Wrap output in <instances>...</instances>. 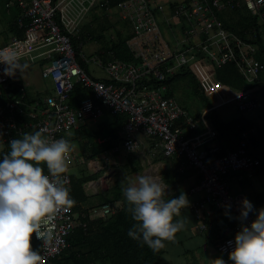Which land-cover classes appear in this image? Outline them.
I'll return each mask as SVG.
<instances>
[{
    "label": "built area",
    "instance_id": "obj_1",
    "mask_svg": "<svg viewBox=\"0 0 264 264\" xmlns=\"http://www.w3.org/2000/svg\"><path fill=\"white\" fill-rule=\"evenodd\" d=\"M234 3H243L264 24V0L118 1L111 7L119 9L121 17L131 23L132 33L125 45L136 60L132 61L102 59L82 51L77 54L74 49L72 35L81 29L82 21L94 9L109 10L110 0H7V7L17 5L21 9L17 23L24 31L22 36L12 35L0 45V55L16 58V66L8 74L5 69L9 66L0 62V92L4 99L0 106V145L6 148L10 140L41 129L49 140H68L71 151L66 157L67 170L61 175L66 186L73 162H81L91 173L103 171L108 175L114 152L139 156L146 139H152L151 152L162 149L164 155L177 159L180 173L191 170L198 174L188 193L197 195L189 207L199 230L207 228L206 220L213 209L219 214L230 213L216 241L217 251L228 255L241 229L239 209L247 197L243 192L232 193L225 175L246 171L251 176L259 158L249 154L246 147L254 134L253 127L240 132L233 148L214 155L217 145L210 143L216 129L210 117L231 102L240 116L256 109L262 97L259 75L264 68L255 57L257 46L227 31L217 16L218 11ZM81 60L100 70L105 79L91 76ZM36 63L40 78L49 85L33 95L25 91L22 77L25 68ZM227 63L234 64L243 77V86L234 87L216 76V69ZM182 71L196 79L210 101L196 118L167 93L165 81ZM75 83L92 94L72 105L69 99ZM27 94L31 96L29 101ZM105 111L126 114L117 132L118 144L99 156H85L78 161L68 133L83 122L96 121ZM45 174H49L48 170ZM100 178L90 180L88 185L98 183ZM111 207L108 202L80 211L61 207L51 223L41 225L40 231L50 235L38 239L34 234L40 243L37 251L42 264H54V257L69 245L68 234L76 225H85L80 218L110 215L114 211ZM254 219L255 213H249L243 224L250 226Z\"/></svg>",
    "mask_w": 264,
    "mask_h": 264
},
{
    "label": "clouds",
    "instance_id": "obj_2",
    "mask_svg": "<svg viewBox=\"0 0 264 264\" xmlns=\"http://www.w3.org/2000/svg\"><path fill=\"white\" fill-rule=\"evenodd\" d=\"M0 62L9 66L6 74L16 66L14 55H0ZM8 145L9 151L0 159V264H42L41 254L32 247L33 234L38 239L50 235L40 231L41 225L51 223L61 207L71 208L75 204L70 189L61 180L71 145L63 138H45L43 129L14 138ZM167 193L164 181L149 174L139 176L122 189L135 221L127 234L153 252L165 248V242H174L176 234L186 230L190 223L186 216H181L189 206L187 195L181 193L165 199ZM241 205V229L235 234L228 258L233 264H264V208L254 209L247 198ZM249 213H255V219L245 226L243 221ZM225 214L231 218L229 212ZM212 264L226 261L218 257Z\"/></svg>",
    "mask_w": 264,
    "mask_h": 264
},
{
    "label": "trees",
    "instance_id": "obj_3",
    "mask_svg": "<svg viewBox=\"0 0 264 264\" xmlns=\"http://www.w3.org/2000/svg\"><path fill=\"white\" fill-rule=\"evenodd\" d=\"M118 1L120 0H110V7L116 4ZM13 6L15 7L12 9V16L8 23V30L10 31L11 35L22 36L24 27L19 26L17 23V19L21 14V9L17 5ZM7 9L8 11L11 10L10 7H7ZM102 13H105L104 9H94L90 14L87 15L85 20H88L89 16L96 18L97 14ZM218 13L221 14V16L219 14L218 15L221 17L220 20L222 22V26L227 31H230L243 40L251 42L257 46L255 57L264 65V39L262 38V33L259 29L260 27H264V24L260 21V19L256 15L252 14L243 3L239 5L234 3L232 6H227L226 9L218 11ZM131 33L132 28L130 25L129 32L125 36L122 35L120 31H116L114 35H109V37L106 38V34L101 28V30L93 33L90 36L92 38H90L87 36V33L84 30L79 29L76 33V36L72 35V41L77 54L79 51H82L81 49L84 41L91 39L93 42H102L100 47L93 51V54L99 55L102 59L114 57L133 61L135 58H133L132 54L125 45V39L128 38ZM81 64L91 76L96 78L99 77L89 70V65L87 63H84L81 60ZM215 74L221 81L234 87L243 86V77L237 72L234 64L232 63H227L222 67L217 68ZM183 77H189L190 80L194 82L195 92L204 100V106L208 105L210 101L204 96L196 79L187 71L177 72L174 74V76L165 81L167 93L169 95H173L172 81L175 79H182ZM99 78L105 79L104 77ZM259 82L264 84V68L259 75ZM24 87L26 92L28 91V93L33 95L36 94L32 93L27 85ZM91 94L92 93L88 88L83 87L80 83H75L70 94L69 103L72 105H77L82 97ZM26 99L27 101L31 100V96L27 94ZM3 102L4 99L2 97V93L0 92V106H2ZM181 106L182 108L189 111L186 106ZM104 115L105 116L103 117V120L98 123L94 131L86 132L89 138V144L93 150V153L87 155V157H93L99 150L112 147V145L117 143L119 140L117 132L125 121L126 114H112L109 111H105ZM193 115L196 118L198 116V112L194 113ZM216 115L217 112L215 113V122L214 124L212 123L216 129V135L213 138V141L219 140L220 143V140L223 138L227 139V141L232 140L231 143H233L228 148H225L224 145L218 144L214 155H220L235 146L240 132L243 129L248 128L250 124L244 120V116L239 115L226 122H223L220 121ZM211 119L212 118L210 117V121L213 122L214 120ZM86 124L87 123H84V125L80 126L81 131L85 130ZM97 136L104 137L105 140L101 143H97ZM68 137L69 139H72V137L76 138L77 135H69ZM253 137L254 135L249 138L248 144L246 145L249 154L252 153V150H250V143L253 141ZM146 140L152 148L153 140ZM8 146L9 145H7L6 148ZM152 152L149 150V155L156 154V150ZM5 153L6 151L0 152V159H2ZM158 154L162 155L163 157L166 156L163 154L162 149H160ZM256 156L259 158V164L255 166V170L260 168V165H264V160H262L264 156L261 158L258 155ZM166 157L171 158L175 162L176 171L175 169L170 170L168 168V170L162 176V180L168 186V196L166 195L165 199H168L169 197H178L181 193L186 194L185 190L180 188V182L189 174L190 170L180 173L177 170V159L173 156ZM43 167L45 172H47L46 165H43ZM72 168L73 166L70 165L68 169L70 174L69 195L70 198L75 200V203H80L84 201L86 197L83 183L85 185V183H88L90 180L95 178L97 174H90L85 170L88 175L76 177L73 176L71 170ZM244 173L247 174L246 171ZM114 174L116 179L111 184L110 191L106 192L105 199L100 203H110L112 206L111 208L114 209V211L107 216H97L93 218L85 216L80 218L81 221H84L85 225H76L75 228L68 234L67 240L69 245L60 254L54 257V264H156L160 261L161 253L163 252L164 248L158 252H153L147 245L141 246L140 242H137L128 236V230L132 224L135 223V221L132 219V215L128 211L129 205L122 194V189L129 185L126 178L127 172L124 170H117L113 173V175ZM68 186L69 184L66 185V187ZM100 204L97 203L96 205L98 206ZM86 209L87 208H80L79 211ZM31 243L34 250L39 249L40 243L35 239L34 234ZM166 243L167 242H165V244Z\"/></svg>",
    "mask_w": 264,
    "mask_h": 264
},
{
    "label": "crops",
    "instance_id": "obj_4",
    "mask_svg": "<svg viewBox=\"0 0 264 264\" xmlns=\"http://www.w3.org/2000/svg\"><path fill=\"white\" fill-rule=\"evenodd\" d=\"M5 8L7 13L6 15L5 14L4 15L7 19V22L9 23L10 18L12 16V9L14 8H11L10 6L11 10L9 11L6 5ZM218 14H217L218 17L219 15L221 16V14L219 15ZM220 18L221 17H219V19ZM259 29L262 33L261 34L262 38L264 39V27H260ZM38 64L39 63H36L33 66H35L39 70ZM89 70L92 71L93 74H95L96 76L104 77V74L100 70L95 69L94 67H89ZM29 74L25 75L23 73L22 79L23 81H25V85L28 84L27 80ZM259 84L262 91V97L260 98L257 108L254 109L252 112L246 114L244 116V120L246 122H249L248 123L250 124L249 127H253L255 129L253 134L254 135L253 141L250 143V150H252V153L258 155L261 158L262 156H264V84L261 83ZM30 85H31L30 90L32 93L38 91L35 89L34 83L32 81H30ZM48 85L49 83L46 80L45 87ZM104 116L105 115H102L96 121L83 122L81 125L87 123L84 131L83 130L81 131L80 128L81 125H79L76 129L68 133V136L69 135L74 136V134L77 135L76 138L75 137H72V139L70 138V141L72 146L76 149L77 152L76 154L79 157L78 161H80V158L83 159L85 156L93 153L86 132L94 131L98 123L103 120ZM216 116L218 117V114ZM211 118L214 120L215 117H211ZM220 121L226 122L225 120H220ZM214 122L215 120L212 123L214 124ZM27 133H32V132H27ZM20 137H22V135ZM98 138L99 136L96 137L97 143H101L102 141H100ZM231 141L232 140L227 141V139L222 138L220 140V143L219 140H214L210 144L211 145L221 144L224 145L225 148H228L230 147V145L233 144L231 143ZM118 142L115 144H118ZM150 147L151 146L146 140L145 147L143 148L142 153H140L139 156H136L134 154H126L123 151L114 152L112 154V158H113V161L111 163L112 169L110 170V173L108 175H103V171H99L97 173H91L85 168V165H83L81 162H73L71 164V166H73V168L71 169L73 176L76 177L86 176L88 175L85 172L86 170L90 174H97V176L92 179V182L97 180L99 177H101L98 183H92L90 186L88 185V183H85V185L83 183L86 194L85 200L80 203H75L72 206L73 209L78 210L80 208L91 207L92 205H96L97 203L100 204L105 199L106 192L110 191L111 184L116 179L115 174L113 175V173L117 170L118 171L124 170L125 172H127L126 178H127V183L129 184L136 182L139 176L145 175L146 171L143 167L145 162H148V165L152 167L151 174H155V175L160 174L161 179L163 174L168 170V168L170 170L175 169L176 171L175 162L171 158H168L166 156L163 157L162 155L158 154L160 152V149L156 150V154H154L155 156L149 155ZM104 150L106 149L99 150L97 153H95V156H99L100 153L103 152ZM3 151H6L7 153L9 151V146L7 148H3L2 145H0V152ZM147 155H149V157H147ZM262 160H264V157L262 158ZM263 166L264 165L262 166L260 165V168L256 169L251 176H248L246 173L242 171L231 172L225 175V180L228 182L230 186V191L232 193H236V192L245 193L246 197L253 204L254 209L256 210H259L260 208H264ZM197 180H198L197 174H195L194 171L190 170L189 174L185 178H183V180L180 182V188L185 190L187 198L189 200V204L192 200H194L197 197V195H191L190 193H188V187ZM68 188H70V183ZM181 216L182 217L186 216L190 220L187 229L177 233L174 242L166 243V246L163 252L161 253V259L156 264H197L196 260L197 258H200L202 254H204L207 257V261L203 262L201 260L200 264H206L207 262H211L212 260L218 257L223 258L226 261V264H233V262L229 260L228 255L222 254L218 252L216 249V241L221 236L220 229L221 227L224 226V224L228 223L227 215L219 214V212L213 209L212 214L206 220L207 228L205 230H199L197 228L198 221L189 206L182 210Z\"/></svg>",
    "mask_w": 264,
    "mask_h": 264
},
{
    "label": "rangeland",
    "instance_id": "obj_5",
    "mask_svg": "<svg viewBox=\"0 0 264 264\" xmlns=\"http://www.w3.org/2000/svg\"><path fill=\"white\" fill-rule=\"evenodd\" d=\"M6 0H0V45L8 41L10 38V31L8 30V22L5 17L7 11L5 8ZM14 8V7H11ZM5 14V15H4ZM9 14V13H8ZM100 16V17H99ZM98 18V19H97ZM130 21L128 19H122L121 12L116 7H111L109 10H105V13L97 14L96 18L89 16V19L83 20L80 24V28L87 33L90 37L93 33L101 30L106 34V38L109 35H114L116 31H120L122 35H126L130 29ZM83 26V27H82ZM165 34H168L165 28H163ZM102 42H93V40L88 39L84 41L82 45V52L86 55L93 54L96 48H99ZM29 71V72H28ZM28 72V73H26ZM30 73V74H29ZM24 74H29L28 77V88H31L30 81L34 83L35 89L38 91H43L45 87V81L39 76V70L35 66L25 68ZM24 75V76H25ZM172 93L176 100L181 104L186 106L191 114L199 112L201 108L205 105L204 100L201 96H198L194 90V82L190 80L189 77H183L182 79H175L172 81ZM218 118L220 120L228 121L232 118L237 117L239 114L236 111L235 104L229 103L221 107L218 111ZM149 157V155H147ZM139 165V164H138ZM132 166V165H131ZM141 166V165H140ZM145 169V174L160 177V174H151L152 167L145 162L143 165ZM146 167V168H145ZM200 259V260H199ZM207 261V257L202 254L200 258H197V264Z\"/></svg>",
    "mask_w": 264,
    "mask_h": 264
},
{
    "label": "bare ground",
    "instance_id": "obj_6",
    "mask_svg": "<svg viewBox=\"0 0 264 264\" xmlns=\"http://www.w3.org/2000/svg\"><path fill=\"white\" fill-rule=\"evenodd\" d=\"M103 12V11H102ZM100 17V16H99ZM98 19V18H97ZM83 27V26H82ZM82 32V31H81ZM128 34V33H127ZM83 37V36H82ZM90 38H92V37H90Z\"/></svg>",
    "mask_w": 264,
    "mask_h": 264
}]
</instances>
